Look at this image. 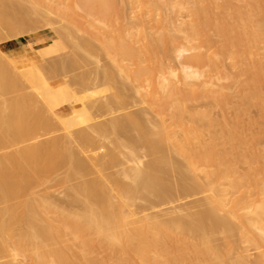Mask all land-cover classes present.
<instances>
[{"label":"bare ground","instance_id":"1","mask_svg":"<svg viewBox=\"0 0 264 264\" xmlns=\"http://www.w3.org/2000/svg\"><path fill=\"white\" fill-rule=\"evenodd\" d=\"M2 1L3 0H0L2 6H4L5 5L4 3L7 4V2L9 0L7 2L3 1L4 3H2ZM16 1L18 2V0H14V2H16ZM27 1L25 0L26 3H28ZM41 1L44 2L43 0H41ZM49 1L51 2V4H55L54 2L57 0H55V1L53 0V3L51 0H49ZM70 1H71V3L67 1L68 2V4H67V3H64L65 1L59 0V2H56L55 5L58 4L57 6H59L61 3V5H63V6H59V7L60 8L64 7L66 9L65 10L66 12H67V9L69 11L71 8L72 9L70 10V12L72 10H75L76 12L78 11L77 14L72 13V15H74V18H76L75 17V15H76L78 17L77 19H79V20L82 19L83 22H86L87 24L90 22V21L87 22V20H88L87 18L90 16H91L90 20L92 18L91 11H98V10H94L95 6L97 7V5H98V7L101 8V9L100 8L99 9L102 12L104 10V13H105V11H110V10L112 11V8H114L113 13L116 12L118 14V16H120V18L122 16V12H123L122 11L123 6H122L120 0L119 1L118 0H70ZM143 1L147 3V6H146V3H144V6L146 7V8L144 7V9H147L146 13H148V15L150 17V19H148L146 21L150 20V22H156V20L154 19L155 17H153V16H155L157 12L155 13L154 9L157 8V10H158L159 7L157 5H156L157 7L154 6L155 1L154 2H152L151 0H146V1L143 0ZM22 2H24V1H22ZM45 2H47V1H45ZM45 2H44V4H45ZM156 2L160 3L159 1H156ZM246 2L251 3L252 6L256 8L255 9L256 12L258 10V16L262 15L261 11L262 12L264 11V0H248ZM11 3H10V5H12ZM63 3L66 5H69V3H70V4H72V6L69 5L71 7L70 8L69 6H66V5L64 6ZM96 3H97V5H95ZM175 3H176L175 1L170 2L171 7L172 6L174 7V5L177 6L178 3L177 4H175ZM184 3H182V4H184ZM15 4H19V3H15ZM199 4H201V3H196V4L194 3L195 6L192 5L194 8H192V6H191V8L194 10V13H193L194 18L192 17V21H190L191 23L190 24L188 23L190 35H188V36L186 35L184 39H186V41H188V42H191V41L196 39L197 35L203 34L204 31L206 33L208 31L212 30V27H213V29L216 30L215 31L216 34L221 38L220 40L223 41V43H222L223 46L222 47L220 46L219 50L220 51L222 50L221 52H224V50L226 51L228 49L229 53L231 54V60L234 61L236 64H240L242 66V75L244 77L241 79L240 85L245 86L242 88L246 89V88H249L250 86H251V88L252 87L256 88L255 86H252L253 83H256L257 81L264 80V63L261 60L249 58L251 55H253V46L251 48V46H250L251 44H250L248 47V42H250L251 39L252 40L255 39L254 43H256V41H258L256 39H258L260 37L259 36L257 37V35H259L257 32H263L264 31L263 23H261L259 26L258 24L256 25L253 22L254 20H257L258 18L257 19L253 18L254 20L251 19L252 17H255V16H253L254 14L251 15L254 11V10L252 11V9H251L252 13L250 12L251 13L250 15L249 14L246 15L245 19L248 17V19H246V20H247V22H250L249 17L251 16L250 19L253 20L252 22L255 24L254 25L255 30H253V32H251L252 33L251 36H248V34H251V33L247 34L246 32H248V31L237 32V31H239L238 29H244L245 30L247 27L245 28V27L237 26V28H238L237 29L236 25L234 27V24H232L230 22V20L226 21L228 19H232V17L230 18L229 16H227L228 17L227 19L223 18L225 20H222V16H221L220 20H218V18H217V21H219L218 23H216L214 21H213L214 22L213 23L212 21H210V20H213V18L211 19L210 16H208L210 13L209 6H207L208 8L206 7L208 10H205L206 8L204 7L205 9L204 8L202 9L201 7H203V6H200ZM10 5H8V6L10 7ZM23 5H24V3H23ZM45 5H47L46 7H49L48 6L49 4H45ZM158 5L161 6L160 4H158ZM19 6H20V4H19ZM25 6L28 7L27 5H25ZM36 6H37V4H36ZM153 6H154V8H152ZM181 6H183V5H181ZM181 6H180V8H182ZM253 7H251V8H253ZM32 8H34V6ZM51 8H52L51 9V11H52L53 7H51ZM8 10L9 9H7V11ZM15 10H16V8H15ZM21 10H20V12H21ZM35 10H37V7ZM157 10H155V11H157ZM24 11H26V10H24ZM24 11L22 10V12H24ZM30 11H32V9H30L29 12ZM65 11H63V12H65ZM150 11H152L154 13H152ZM10 12H11V10H10ZM22 12L20 14H22ZM58 12L59 11H57L56 13H53V14H57ZM1 13H0V20H1L0 24L2 23V21L6 22V20H3V18L5 16L3 17ZM25 13H27V12H25ZM259 13H261V14H259ZM12 14H16V13H12ZM31 14H32V12H31ZM33 14L35 15L34 12H33ZM36 14H38V13H36ZM43 14L41 13V15H43ZM45 14H46V12H45ZM62 14L63 13H61V15ZM95 14H97V13H95ZM95 14H93V15H95ZM66 15H68V14H66ZM102 15H106V14H101V16ZM48 16H50V15H48ZM107 16H109V13L107 14ZM263 16H262V18H263ZM31 17H33V16H31ZM35 17H33L34 20H35ZM65 17L67 18V16H65ZM68 17H70V15ZM11 18H12V16H11ZM11 18L7 19L8 24H5L3 22L4 26L2 25L3 23L0 26L1 27L6 26L7 28L9 26V28L11 27V30L13 31V33L14 32L17 33L15 30L20 29L17 27H21V28L23 27V24H22L23 21L22 22H18V21L13 22ZM13 18H15V17H13ZM20 18H23V17H20ZM42 18H43V16H42ZM46 18H48V17H46ZM100 18H102V17H100ZM5 19H6V17H5ZM67 19H69V18H67ZM117 19L119 20V18H117ZM9 20H11L13 23L11 21L9 22ZM16 20H18V19H16ZM21 20H23V19H21ZM30 20H31V18H29V21ZM79 20H78V23H77V20H75V21H76V24H79L81 26L82 22L80 21V23H79ZM112 20H113V18H112ZM112 20L111 21L109 20V21L112 22ZM121 20H122V18H121ZM214 20H215V18H214ZM25 21H26V19H25ZM42 21H44V20H42ZM68 21L69 20H67V22ZM70 21H72L71 18H70ZM115 21H117V20H115ZM233 21H234V19H233ZM106 22H108L107 19H106ZM91 23H93L95 25V23H97V22L94 23L92 21ZM116 23H117V25H119L118 22H116ZM27 24H28V22H27ZM72 24H74V23H72ZM72 24L70 23L71 27H72ZM101 24L103 26V23H101ZM101 24H99L98 26H100ZM148 24H149V22H148ZM208 24L211 25V26L209 25L211 27L210 30L206 29ZM94 25H92L93 28H94ZM113 25H114V23H113ZM117 25H115V27L119 29L121 25H119V27H117ZM165 25L167 26L168 24H165ZM261 25H263V26H261ZM29 26H33V25H29ZM80 26L79 27L76 26V28L78 29V28H80ZM98 26L95 27V28H97L96 30H98ZM106 26H107V23H106ZM62 27H64V26H62ZM74 27H75V25H74ZM87 27H89V26H87ZM112 27L115 30V27L114 26H112ZM112 27H111V29H112ZM27 28H28V26H27ZM76 28H71L70 31L74 32L75 30L72 31V29H76ZM83 28H84V26H83ZM90 28L91 29H89V31L92 30V32H94L95 28L94 29L92 27H90ZM103 28L104 27H102V29ZM109 28H110V26H109ZM122 28L123 27L121 26L120 29H122ZM99 29H100V27H99ZM102 29L98 30L99 32L98 31L97 32L100 33V31H102ZM120 29L116 30V31L119 32ZM236 29H237V31H236ZM261 29H263V31H261ZM6 30L9 31V29H6ZM67 30H68V28H67ZM84 30L86 31V29H83V31ZM104 30H106V28ZM29 31H30V29L28 30V33H29ZM52 31L54 32V30H52ZM78 31H79V29H78ZM21 32H22V30H21ZM103 32H105V31H103ZM103 32L100 33V34H102L101 36L104 35ZM106 32H105V34H106ZM112 32H110L109 35ZM115 32L113 34H115ZM120 32H121V36L120 35L117 36L118 38L120 37V39L122 40V42H120V39H119L120 43L117 42V43H119L118 44L119 46L117 44H115L116 42H114V43L112 42V46H115V45L118 46V47L116 46L118 50L115 49V51L117 50L118 52L115 53V55L113 54L114 50L112 51L110 49L111 48V43H110L111 41L110 40H108V41H110L109 42L110 48L107 47L108 41L106 43H104L106 41L104 37H102V39H104V40H102L103 43H100V42L99 43L101 44V46H103V44L107 45L105 47V49L109 48V51L114 55V56L113 55H111V56L115 57L117 54L118 57L117 58L115 57V59H116V62H118L120 64V68L118 67L119 68L118 70H121V72L124 74V75L123 74L122 75L125 76V79L127 78V80L129 79L132 83L138 84L139 89H141L138 91L139 93H142L145 96V98H150L149 96L153 97V95L155 96L153 98H157V101L160 102V104L156 105V107H155V108H157V110L155 109L157 111L156 113H158V115H160L162 117V119L165 118L166 116H168L169 119L167 122H169V120H170V123L167 124V122L165 121L166 119H164V120L159 122L160 123L159 127H158V124L157 125L155 124L154 127H152V129L150 128L151 130H155V131L152 132L151 130L149 131V129H148V131H146L145 130V127H147L146 123L149 121H147V122L143 121V123H142L141 122L142 120H140L142 118L136 117V116H141V115H135V114L130 113L129 114L130 116L125 117V119H124L125 122H123V120H122L121 122H123V123L120 122L119 124H114V121H113V124H111L112 123L111 122L110 125L109 124L106 125V123H102V124L100 123L101 125L97 126V130L99 133L101 132V134H102L101 136L109 137L110 135L113 136L115 134L114 138L116 137V139L113 142H114V146L116 145L118 148L123 143H126V142H122L121 140H119L118 133L121 130L125 131V128H132V129H130L131 131L136 130L137 131V137L135 138L134 145H137V146L143 145L147 149L149 156L150 157L154 156L153 157L154 159L153 160L151 159V161H149V163H147L146 166H143V168H141V167L144 164L141 165L140 164L141 161L139 163H137V161H135V165L127 168V170L125 169L123 171V175L125 176V179L127 178L130 181V182H128L129 184L128 183L126 184L124 182H123L124 183L123 184L120 181V179L115 178V180L113 181V184L115 185L114 190H118L117 192L119 194V198L118 197L117 198L120 201L119 207H117L118 206L117 204L119 202L115 203V200L114 199L112 200L111 199L112 197L110 198L108 196V194H110V192L107 193L106 191H108L109 188L106 190L104 188L106 186L105 183L104 182L101 183L102 181L100 182L98 180V184H93V182L92 183L91 182L90 183L85 182L86 184H81L78 187L77 186L75 187L76 188L75 189L76 195L74 193V195H75V197H74L75 201L74 202L79 201L80 199L81 200L83 199L82 201L84 202V204L86 206L85 207L86 210L82 214H78L76 212H75L76 214L74 212L65 213V210H63L64 208L63 209L60 208L62 210H52L54 203L52 202L53 205H51L49 202L51 200H49V201L44 200L43 202H39V199H37L38 203L34 199V202L33 201L19 202V203L14 204V205H8L3 210H0V260L7 255L8 257H13V258H15L17 256H22L23 261L24 262L27 261L26 263H23V264H186L187 262H190L189 252L193 248V245H192V243L189 242V240L186 238V236L188 235V232H191V230L193 231V230L198 229V227L200 228L201 225L203 224V222L205 221V218L203 216L199 215V212L201 209H198L197 211H194V210L186 211V213L184 215H181L180 217L178 216V217H174V218H169L167 220H165V219L161 220L162 217L158 218V219H149V220H147L146 217H145L146 220L140 219V218H134L136 216L135 215L136 213H134V210L133 211L128 210V212L126 213V209H125L126 206H129V205L125 204L126 202H128V201L125 202V200H129V201L130 200H136L141 196H153V197L157 198L158 200H160L161 198L164 199L165 198L164 197L165 196L164 190H166V189L168 190L169 186L171 187L169 182L172 181V180L169 181V178H168V180H166L167 178H165V177L171 176V175L173 176V174H172L173 172L177 173L179 176V178L177 180L179 182L177 184L178 185L180 184L179 187L185 183V181H184L185 176H189L191 178L190 183H188L189 189L199 188L202 186V181L205 182L207 184L209 194L206 197L207 198V204L204 207V210H208L209 213H212L211 215L213 217L212 218L213 221L216 223L215 225H222L223 224V221H221L218 217H216V215L225 214V216L229 222H234L235 224L239 225L240 231H241V236L247 242H250L255 247H257L258 250L261 252V254L264 256V171L262 169L258 168V165H256L258 163L257 162L258 159L252 158V157L258 156L259 154H257V155L255 154L256 156H252V157L250 156L252 159H254V160L256 159V161H252L253 163L256 162L255 163L256 168L253 167V169H248L249 171L247 173L240 174L236 168L237 162L235 159V154L231 150H229L227 147H228V145H231L232 148L237 151L238 157L242 158L249 165V163H250L249 155L250 154H247L242 148L243 146L247 145V140L245 139V137L241 133L231 131L229 122L224 121L222 124H220V122L218 123L217 120L213 119V117H212L213 115L212 114H211L212 116L210 115L211 112H209V113H205V112H201V111L200 112H198V111L194 112V110H193V112H191V111H189V108L186 107L183 102H181L180 99L182 96L185 95L184 94L185 91L182 88L176 87L177 85L173 82L175 75L172 74V72H169V70L165 68V66H164V64L160 58L161 51L158 50V49H160V47H161L160 44H162V42H163V45L164 44L168 45V42L165 40H166V38H168L167 34H168V32L170 33V28L169 29L166 27L160 28V30L158 31V34L156 32V36L154 35V37H153V35L152 36L146 35L147 38H143V40L146 41V43H144L143 49L142 48L135 49L136 48L134 46L135 42L133 43L132 42L133 40L131 41L130 38H129L130 41L125 39V38H127V35H124L125 31L123 29ZM1 33H0V37L3 36V34H1ZM84 33L86 34V32H84ZM94 33H96V32H94ZM98 33H97V37L98 36L100 37V35H98ZM19 34H23V32L18 33L17 35H19ZM89 34H87V35H89ZM8 35L9 34L1 37L2 41L8 42L11 38L10 36H9L10 37L9 38ZM17 35L15 34L14 36H17ZM63 35L65 36L66 33ZM11 36H13V34ZM59 36H60V34H59ZM91 36H95V35H91ZM112 36H110V37H112ZM124 36H125V38H124ZM61 37H62V34H61ZM97 37H95V39ZM117 37H115V38L117 39ZM171 37H172V35H171ZM58 38L61 39L60 37H58ZM65 38L63 37V39H65ZM106 38H108V37H106ZM115 38L113 40L117 41V40H115ZM261 38H262V36H261ZM248 39H250V40H248ZM98 40H101V39L99 38ZM252 40H251V42H253ZM65 41H67V39H65ZM160 41H161V43H160ZM129 42H132L133 44L129 43ZM86 43H83V44H86ZM65 44H66V42H65ZM72 44H74V43H72ZM76 44H78V43H76ZM113 44H115V45H113ZM130 44L133 46H131ZM33 45L34 44L29 43L28 47H33ZM68 45H70V43ZM167 45L165 46L166 51L169 50ZM246 45H247V47H246ZM74 46H72V47H74ZM79 46H78V49L80 50ZM88 46L90 47V44ZM140 47H142V46H140ZM244 47L246 50L243 49ZM17 48H18V45L16 42H8L7 44L0 46V72L8 69L9 66H10L9 69L12 68L11 65H9L7 68V65L10 64V62H12L11 59L15 55V51L17 50ZM75 48L77 49V47H75ZM163 48H164V46H163ZM66 49H68V48H66ZM71 49L70 50L68 49V50L71 51ZM78 49H77V51H78ZM107 49H106V51H107ZM72 50H74V49H72ZM81 50H83V49H81ZM81 50H80V52H81ZM137 50H140L142 52L137 51ZM186 51L187 50L179 51L178 56H180V57L183 56ZM86 52H84V53H86ZM242 52L244 53L242 55L243 56L245 55L246 58L241 56ZM41 53L42 52L40 51L39 55H42ZM106 54H107V52H106ZM164 54H165V52H164ZM166 54H167V52H166ZM20 56H22V55H20ZM77 56H79V55H77ZM17 57H18V59L20 58L19 56H17ZM17 57H15V58H17ZM70 57H71V55H70ZM109 57H110V53H109ZM113 57H111V58H113ZM241 57H243V58H241ZM17 60H14V61H17ZM50 60H52V59H50ZM56 60H57V58H56ZM59 61H61L60 58H59ZM67 61L71 62L72 59L70 61L69 60H67ZM67 61H65V62H67ZM125 61H128L129 63L126 62L125 64H127V65H124L122 62H125ZM186 61L185 62L188 64H185L186 66L183 67V69H184L183 71L185 72V75H184L185 79H195V80H202V81H201L200 85H197V83H194V82L184 83L183 85L186 87L185 89L194 88V87H203V88L208 87L210 82L214 78V74H212V73L216 72V67H217L216 66L217 62L215 61L214 54L211 53L210 51L204 52L201 54H195V55L193 54L191 56L186 57ZM17 62H18V64L17 63L16 64L19 66L20 62L19 61H17ZM75 62H77V61H75ZM13 63H11V64L14 65ZM51 63H53V62L51 61ZM78 63L80 64L81 61L77 62V64ZM118 63H116V65ZM53 64H55V63H53ZM59 64L60 63H58L57 65H59ZM114 64H115V62H114ZM193 64H195V65L205 64L203 67H206V65H207V67L212 68L213 71H211V73L208 74L205 70H202V69L191 70L192 69L191 66H188V65H193ZM41 65L42 64H40L39 66H41ZM43 65H45V64H43ZM57 65H55V66H57ZM72 65H74V64H72ZM14 66L17 67L16 65H14ZM15 67L12 68L13 71H14ZM21 67H22V65H21ZM62 67H63V64H62ZM80 67H82V66H80ZM203 67H200V68H203ZM30 68H32V67H30ZM30 68L26 69V71L23 72V74L24 73L26 74L27 70H28L29 72L27 74H29V76H30V77L28 76V78H30V80H31L29 82H31V83L33 82L32 84H34V79L36 80L37 78H35L36 76L34 77V75L32 74L33 70L30 71ZM67 68L70 70L69 66ZM15 69L18 70L17 68H15ZM62 70H63V68H62ZM57 71H59V70H57ZM63 71H67L66 68ZM71 72L72 71L70 70V73ZM158 72H160L162 74V77H161V79H159V81L156 79V75H155ZM104 73L106 74L107 72L105 71ZM6 74L10 75V73H8V71ZM58 74L59 73H57V76H59ZM110 74H111V72H110ZM17 76H19V75H17ZM57 76H56V78H57ZM7 77L4 76V74L2 75V73L0 74V94L1 93L5 94V92H7L8 90L10 92L12 90L13 86H15L16 84H19V82H20L19 80H17L18 78H20V76L18 78H15L13 75H10V78L11 77L14 78V81L16 79L15 82H12L13 79L11 80L9 77H8L9 79ZM52 77H53V75L50 78H52ZM66 77H68V76H66ZM109 77H111V75H108V78ZM26 78H27V76H26ZM45 78H47V77H45ZM53 78H55V77H53ZM108 78L106 77L107 80H108ZM112 78L113 77H111V79ZM32 79H33V81H32ZM38 79H37L38 83H36L35 87L37 86V84H39L38 87L41 91L39 93H41V97L43 98V100L46 101V103H44V102H42V103L47 105L46 106L47 109L46 108L43 109L44 107L40 108L38 106L39 101L36 100V98L39 99V97L30 98V100H25L27 98L23 97L25 99H23V100L21 99L22 101L21 100L17 101V99H15V101H13L11 103H10L9 99H7V100H9V102H6V100L4 101L3 100L4 98L2 99V101H4V103L1 101V103L3 105L0 106V151H3V150L5 151L7 149L12 150L13 148H16V147L18 148V146L20 147V145H22V147L13 151L12 153L7 152L6 154L3 153V155L0 154L1 155L0 156V205L1 204L2 205L8 204L11 201L20 198L21 196H24L35 185L37 186V184H39V183H40L39 185H41L42 181L47 182L46 180H44L45 177L46 178L51 177L52 173L54 174V172L59 168L62 169L61 166L63 167V165L66 167H67V165H69V166L72 165V168H69L70 170L72 169V171L69 173V175H72V173H74V175H76L75 171H77L78 169L81 170L80 169L81 163L79 161H76L77 159H75V155L71 151V149H70L71 147H69L70 144H72V143H70L71 141L69 138H71V137H69V135H68L69 140L66 141V142L70 141L68 147H67V144H64V142H62V140H60L58 138H56V139L53 138L52 140L50 139L49 141H46V142H44L45 141L44 140L43 141L44 143L43 142H41V143L35 142V140L39 136L38 134L40 133L41 130H43L42 132H44V130L46 132H48V131L51 132L50 130L52 128H53L52 131L55 129V127L53 125V124H55L53 122L54 120L52 121L51 120L52 118L50 119V117L48 116L50 114V112L53 114V116L58 118L61 126L65 127L64 128V130H65L66 127L68 129L72 126V121L70 120V116L75 111V110H73V111L65 114L64 111L61 109L62 106H64L63 104H67L69 101H71L70 99H69V101L67 100V98H66L67 92L63 86H61V87L59 86L57 88H52L44 80H41L40 78H38ZM111 79H109V80H111ZM46 81H48V80H46ZM111 81L113 82V80H111ZM21 82H23V81H21ZM35 82H37V81H35ZM46 83H47V86H46ZM84 83H85V81H84ZM18 86L20 87V84ZM18 86H15L16 89ZM22 86H24V88H26L25 84H23V83H22ZM33 86L31 85V87H33ZM67 86H69V85H67ZM38 87H37V90H38ZM74 87H76V86H74ZM9 88H11V89H9ZM69 88H70V86H69ZM101 88H103V87H101ZM19 90H16L17 93H15V94L21 93V92L18 93ZM27 90H25V91H27ZM208 94L211 95V92L206 91L204 93V95L207 97H208ZM31 95H32V92H31ZM248 95L249 96L247 97V99L250 101L252 99L264 100L263 91H259L257 88L253 91V93H250ZM23 96H24V93H23ZM42 98H40V99H42ZM71 99H74V98H71ZM159 99H160V101H159ZM69 104L71 105L70 102H69ZM40 106H41V104H40ZM170 110H171V112H170ZM168 113H170V114H168ZM168 117H166V118H168ZM202 120L206 121V122H202ZM118 122L119 121H117L116 123H118ZM149 123L152 125V122H149ZM204 123H206V124H204ZM57 124H56V126H57ZM144 125H146V126H144ZM219 126H220L221 132H223L224 135L218 134L220 132L217 129V128H219ZM221 127H222V129H221ZM154 128H156V129H154ZM157 128H158V130H157ZM66 130H65V132H66ZM78 132L82 133L81 131H78ZM76 133L77 132H75V134ZM112 133H114V134H112ZM41 134L42 133H40V135ZM80 136H83V135H80ZM112 136H110V137H112ZM57 137H59V136H57ZM78 137L75 139V141L78 139ZM46 138H49V137H46ZM65 138H67L66 135H65ZM87 138L92 139L90 137H87ZM38 139H40V138H38ZM81 139H83V138H81ZM31 141H34L35 143H33V142L31 143ZM83 141H84V139H83ZM85 143H86V138H85ZM101 148H103V147H101ZM76 157H77V155H76ZM174 158H175V160L177 158L179 160V162L176 163L177 160L175 161ZM133 160L134 159H132V161ZM253 163H250L249 167L252 168ZM175 164H176V167H174ZM253 166H254V164H253ZM79 170L77 173H79ZM172 170H173V172H172ZM99 171L100 170H98V173H99ZM169 172L171 173V175L167 174ZM74 175H72L71 178L74 177ZM165 175H167V176H165ZM174 175H176V174H174ZM67 176H68V174H67ZM172 176H171V178H173ZM176 177H177V175L175 176V178ZM173 180L175 181L176 179L173 178ZM174 181L171 182V184L175 188ZM48 182H49V180H48ZM99 182H100V184H99ZM101 184H104L105 186L104 185L102 186ZM171 188H173V187H171ZM172 190H174V189H172ZM172 190H170V191H172ZM80 196H82V197H80ZM112 201L115 203V207H117V208L114 207V209L113 208L111 209L112 204H113ZM59 207H61V206H59ZM130 207H131V205H130ZM131 210H132V208H131ZM53 212H54V214H56V216L53 215ZM214 214H216V215H214ZM50 215H53V217H57V219L53 218L54 219L53 220ZM186 217L187 218L192 217V223L190 224L191 226L190 225L187 226L184 223V219ZM147 218H150V217H147ZM151 218H153V217H151ZM155 218H157V217H155ZM192 225H193V228H192ZM22 226H24V227L22 228ZM75 241H76V244H75ZM74 244L79 246V247L75 246L76 247V249H75ZM206 250L208 253L213 255L212 262L211 263H197V264H220L221 263L220 259H218L216 257V254L214 251H212L211 249H206ZM11 251L13 252V254H11L12 253ZM103 254H106V256L100 257ZM104 258L106 260H104ZM0 264H13V263L11 261H7V262L3 261Z\"/></svg>","mask_w":264,"mask_h":264},{"label":"rangeland","instance_id":"2","mask_svg":"<svg viewBox=\"0 0 264 264\" xmlns=\"http://www.w3.org/2000/svg\"><path fill=\"white\" fill-rule=\"evenodd\" d=\"M3 1L7 2L8 0H3ZM3 1H2V3H4ZM20 1L18 0V2L17 1L14 2V0H12V1L9 0L8 1L9 3L8 2H7V4L4 3L6 6L5 5L2 6V4L0 2V10L2 9L0 11V13L2 12L1 13L2 16L6 17V19H5V17L3 18V20H6V22L2 21V23L4 22L5 24H8L7 19L11 18V16H12L11 19L13 22H17V21L22 22L23 21L22 22L23 27L22 28L17 27L20 29L15 30L17 33H15V32L13 33V31L11 30V27L9 28V26H8V28L6 26H5L6 28L3 27L4 23L3 24L1 23L3 25L2 27L0 26L1 27L0 31L2 32V33L1 32L0 33L3 34V36L9 34L8 37L9 36L11 37V38L9 37L10 40L8 42H16L18 45V48L15 51V55L11 59L12 62H10V64L7 65V68L9 65H11L12 68L15 67L14 65H16L17 67H15V68H17L18 70H16L14 68V71H15L14 72L12 68L9 69L10 68V66H9L8 69L3 70L5 73L3 71H1L0 74L2 73V75L4 74V76H6V77L8 76L9 78H10V75H13L15 78H18L20 76V78H18L17 80H19L20 82L23 81L21 83L18 81L20 84V87L18 86L19 84L15 85V86H18L19 88L17 87V89H16V87L13 86V88L11 90L12 92L10 91L12 94L9 92V90L7 92H5V94L4 93L0 94V106L3 105L1 103L3 98H4L3 99L4 101L6 100V102H9V100H10V103H11V102L15 101V99H17V101H18L21 99L23 100L25 98H27L25 100H30V98L39 97V99L36 98V100L39 101L38 106L40 108L44 107L43 109H45L47 105L44 104V103H46V101L43 100V98L41 97V93H39V92H41L39 87H38L39 84H37V86L35 87L36 83H38V80H39L38 78L47 82L48 85H50L52 88H57L59 86L60 87L63 86L67 92V96H66L67 100L68 101H69V99L71 100V101H69L71 103V105L68 102L67 104H63L64 106H62L61 109L64 111L65 114L75 110L70 116V120L72 121V126L68 129L66 127L67 130L65 129L66 130V132H65V130H64L65 127H62L58 118L53 116V114L50 112V114L48 116L50 117V119L52 118L51 119L52 121L54 120L53 122L55 124H53V125L55 127L54 130L56 132L54 130L52 131L53 128L50 130L51 132L48 131L49 133L46 132L45 130H44V132H42L43 130H41L40 133H42V134L41 135H40V133L38 134L39 136L37 137V139H36L37 141L35 140V142L41 143L44 140H45L44 142H46V141H49L50 139L52 140L53 138L54 139L58 138V139L62 140V142H64V144H67V147H68L69 142L71 141L70 143H72V144H70L69 147H71L70 149L74 153L75 159H77L76 161H79L81 163V167H80L81 170L78 169L79 173H77L78 170L75 171L76 175H74V173H72V175H74V177L71 178L72 175H69V173L72 171V169L70 170L69 168H72V165L71 166L67 165V167L63 165L64 168L61 166L62 169H60V168L57 169L58 171L56 170L57 171V172L55 171L56 173L55 172H54V174L52 173V176L49 177L50 179L45 177L44 180H46L47 182L42 181L41 185H39L40 183L37 184V186L35 185L33 187L34 189L32 188L24 196H21L20 198L11 201L8 204H4V205L1 204L0 210H3L8 205H14V204H17L19 202H26V201L27 202H30V201L34 202V199L38 203L37 199H39V202H43L44 200H48V201L51 200V201H49L50 204L53 205V203H54V206L53 207L51 206L52 210H62L64 208L63 210H65V213H72V212L75 213L76 212L78 214H82L86 210L85 209L86 206H85L84 202L82 201L83 199L82 200L80 199L79 201L74 202L75 201L74 197L76 195V192H75L76 188L75 187L76 186L78 187L81 184H86V183H90V182L91 183L93 182V184H98V180L100 182L102 181L101 183H103V182L105 183L106 186L104 184H101V185L102 186L104 185L105 186L104 188L106 190L109 188V190L106 191L107 193L110 192V194H108V196L110 198L112 197L111 199L112 200L114 199L115 203L119 202L117 204L118 205L117 207H119L120 201L118 200V198H119V194L117 192L118 190H114L115 185L113 184V181L115 180V178L120 179V181L122 183L124 182L127 184L130 181L127 178L125 179V176L123 175V171L125 169L127 170V168L135 165V161H137V163H139L141 161L140 164L141 165L144 164V165H142V167L140 165L139 166L141 168H143V166H146V164L149 163V161H151V159L152 160L154 159L153 158L154 156H151V157L149 156L147 149L143 145H138V146L134 145L135 138L137 137V131L136 130L131 131L130 129H132V128H125V131L121 130L119 132L120 134L118 133L119 140H121L122 142H126V143H123L121 145L122 147L119 146V148L116 145L114 146L113 141L116 139V137L114 138V135H115L114 133H112L114 135L113 136L110 135L112 137L109 136L110 137L109 138L107 136H101L102 135L101 132L99 133L97 130V126L101 125L102 123H106V125L107 124L110 125L111 122H112L111 124H113V121H114V124H119L122 120H123V122H125V120H124L125 117L130 116L129 115L130 113L135 114V115H141V116H136V117L142 118V119H140V120H142L141 121L142 123H143V121L152 122V125L149 122H147V123L145 122L147 125V127H145L146 131H148V129L150 131L152 129V127H154L155 124L156 125L158 124V127H159L160 121L166 119L165 121L167 122L169 119L168 116H166L168 118L165 117L162 119V117L160 115H158V113H156L157 108H155V107H156V105H159L160 102L157 101V98H153V97H155L154 95H153V97L149 96L150 98H145V96L142 93L138 92L139 90H141V89H139L138 84L132 83L129 79L127 80V78L125 79V76H123L124 74L121 72V70H118L120 68V64L118 62H116V59H115V57L117 58L118 56H117V54L115 57H113V56L115 55V53L118 52L117 51L118 50L117 47L119 46L118 44L120 42H122L120 37L119 38L117 37L119 35L121 36L120 31L122 29L125 31L124 35H127V38H125V36H124V38L127 39L128 41H130L129 40V38H130L131 41L133 40L132 41L133 43L135 42L134 43L135 44L134 46L136 47L135 49H137V48L143 49L144 43H146V41L143 40V38H147L146 35L147 36L153 35V37H154V35L156 36V32L158 34V31L160 30V28H165V27L168 29L170 28V33L168 32V34H167L168 38H166V40H165L168 42V45L167 44L166 45L169 48V50L166 51V49H165L166 45L165 44L163 45V42H162V44H160L161 47L158 50L161 51L160 58L164 64L165 68L168 69L169 72H172V74L175 75L173 82L177 85L176 87L182 88L185 91L184 92L185 95L182 96L180 99L181 102H183L185 104V106L189 108V111H191V112H193V110H194V112H197V111L198 112L201 111V112H205V113L211 112L210 115L212 114L213 116L212 115L211 116L213 117L214 120H217L218 123L220 122V124H222L224 121L229 122L230 123V130L233 132L235 131V132L241 133L245 137V139L247 140V145L243 146L242 148L247 154H250L249 157L250 156L251 157L256 156L257 154H259L258 156L252 157V158L258 159L257 160L258 163L256 165H258V168H260L264 171V100L252 99L250 101L247 99V97L249 96L248 94L253 93V91L256 88L259 91H263V93H264V80L257 81L256 83H253L252 86H255L256 88H254V87L251 88V86L249 88H246V89L242 88V87H245V86L240 85V81L244 77L242 75V66L240 64H236L234 61L231 60V54L229 53L228 49L226 50L227 52L225 50H224V52H221L222 50L221 51L219 50V47L223 46L222 45L223 41L220 40L221 38L216 34V32H215L216 30L213 29V27H212V30H210L211 29V27H210L211 23L210 22H209L210 24H208L207 28H206L210 31H208L206 33L204 31L203 34L197 35L196 39L191 41V42H188V41H186V39H184L186 35L187 36L190 35L188 23L190 24L191 23L190 21H192V17H193V13H194V10L192 8H194L193 6H195L194 3L195 4L201 3L199 5L203 6V7H201L202 9L204 7L206 8L207 6H209L210 13L208 16H210L211 19L213 18V20H210V21H212V22L214 21V22L218 23L219 21H217V18H218V20H220L221 16H222V20L227 19L228 18L227 16H229L230 18L232 17V19H228L226 21L230 20V22L232 24H234V27L236 25V28H237V26H241V27H245V28L247 27L248 29L246 28L245 30L237 28L239 30V31H237V29H236L237 32L248 31V32H246L247 34L253 32V30H255V26H254L255 24L256 25L258 24L260 26V24L263 23V25H264V16H263L264 11L263 12L261 11L262 15L258 16V10L256 12V10H255L256 8L253 7L251 3L246 2L248 0H245V1L244 0H173V1L172 0H151L152 2L155 1L154 6L155 7L158 6L159 8H158V10H157V8L154 9V12L155 13L157 12L156 15L153 16V17H155L154 19L156 20V22H150V20L146 21V20L150 19L148 13H146L147 9H144V7H145L144 3H146V2H144L143 0H120L121 4L123 6V10H122L123 11L122 12L123 17L121 16L122 20L116 12L113 13L114 8H112V11L111 10L105 11V13H104V10L102 9L103 10V12H102L100 10L101 8L98 7V5L96 3L95 5H97L98 8L94 5L95 6L94 10H98L99 12L98 11H91L92 18H91V20H90L91 16L87 18L88 19L87 22L90 21L87 24L86 22H83L82 19L81 20L77 19L78 17L76 15H75L76 18H74V15H72V13L77 14L78 11L76 12L75 10H72L70 12V10L72 9L70 7V6H72V4H70L71 3L70 0H63V1H65L64 3H67V4H68V2H70L69 3L70 6L63 3L64 6L66 5V6H69L71 8L69 11L67 9V12L65 11L66 9L64 7H61V8L59 7V6H63V5H61V3L59 6H57L58 4L55 5L56 2H59V0H57V1L54 0L55 4H51V2L49 0H43L44 2L49 1L48 3L45 2V4H49L48 6L50 8L46 7L47 5H45L44 2H42L41 0H40L41 2L39 0H35V1L34 0H28L27 1L26 0L28 3H26L25 0H20ZM22 1H24V2H22ZM51 1L53 3V0H51ZM156 1H159L160 3L156 2ZM174 1L176 2L175 4L178 3L177 6L174 5L175 8L173 6L171 7V5H170V2H174ZM181 2L184 4H182ZM10 3L12 5H10ZM15 3H19L20 6H19V4H15ZM23 3H24V5H23ZM35 3L37 4V6ZM158 4H160L162 7L159 6ZM8 5H10V7L11 6L12 7L10 8ZM25 5H27L28 7H26ZM181 5H183V6H181ZM33 6H34V8H32ZM146 6H147V3H146ZM154 6L152 8H154ZM180 6L182 8H180ZM191 6H192V8H191ZM36 7H37V10H35ZM51 7H53L52 11H51V9H52ZM251 7H253V8H251ZM15 8H16V10H15ZM20 8L21 9L23 8L22 10L23 11L26 10V11L22 12V10ZM29 8L32 9V11L29 12V10H30ZM207 8L205 10H208ZM7 9H9V10L7 11ZM251 9H252V11L254 10L253 13H252ZM10 10H11V12H10ZM20 10H21L22 14H20L21 13ZM155 10H157V11H155ZM44 11L46 12V14ZM55 11L56 12L59 11V12L57 14H53V13H56ZM63 11H65V12H63ZM25 12H27V13H25ZM31 12H32V14H31ZM33 12L35 13V15L33 14ZM40 12L42 14L43 13L44 14L41 15ZM107 12L109 13V16H107V14H108ZM150 12H152V11H150ZM154 12H152V13H154ZM12 13H16V14H12ZM36 13H38V14H36ZM61 13H63V14L61 15ZM95 13H97V14H95ZM261 13H259V14H261ZM66 14H68V15H66ZM93 14H95V15H93ZM101 14H106V15L101 16ZM248 14L249 15L254 14L253 16H255L252 18H251V16L249 17L250 22H247V20H246V19H248V17L245 19L246 15H248ZM23 15L24 16L26 15V16L24 17ZM48 15H50V16H48ZM69 15H70V17H68ZM19 16L23 17V18H20ZM31 16H33V17L36 16L35 20ZM42 16H43V18H42ZM65 16H67V18H69V19H67ZM262 16H263V18H262ZM13 17H15V18H13ZM46 17H48V18H46ZM100 17H102V18H100ZM29 18H31V20H30L31 22L29 21ZM70 18L72 19V21H70ZM112 18H113V20H112ZM117 18H119V20ZM214 18H215V20H214ZM223 18H225V19H223ZM250 18L251 19H253V18L257 19L258 18V19L257 20L253 19L254 20L253 21ZM16 19H18V20H16ZM21 19H23V20H21ZM25 19H26V21H25ZM41 19L44 21H42ZM74 19L77 20V23H78V20H79V23L81 21L82 25L80 26L79 24H76V21ZM106 19L108 22H106ZM233 19L235 22L233 21ZM67 20H69L70 22L69 21L67 22ZM109 20L110 21L112 20V22H110ZM115 20H117V21H115ZM10 21L11 20H9V22ZM92 21L94 23L95 22H97V23H95V25H94L93 23H91ZM0 22H1V20H0ZM27 22H28V24H27ZM116 22H118L119 25H121L123 27L122 29H120L121 28V26H120L119 32L116 31V30H119L118 28L115 27V25H117ZM148 22H149V24H148ZM70 23L71 24L74 23V24H72V27L70 26ZM98 23L99 24L103 23V26H102V24L100 26H98L99 25ZM106 23H107L108 27L106 26ZM113 23H114V25H113ZM165 24H168V25L166 26ZM29 25H33V26H29ZM74 25H75V27H74ZM78 25L80 26V28H78L80 32L76 28V26L79 27ZM86 25L89 27H87ZM92 25H94V28L98 26V30H101L102 27H104L102 29V31H100V33H102L103 31H105V32L107 31L106 34H105V32H103L105 36L104 35L101 36L102 34L98 33L99 31L96 30L97 28L94 29ZM119 25H117V27H119ZM263 25H261V26H263ZM27 26H28V28H27ZM62 26H64V27H62ZM83 26H84V28H83ZM109 26H110V28H109ZM112 26L115 27V30L113 29ZM90 27H92L94 29V32H96V33L92 32V30H90L91 31L90 32L89 31V29H91ZM99 27H100V29H99ZM111 27H112V29H111ZM67 28H68V30H67ZM71 28H76V29H72V31H74V30L75 31L71 32L70 31ZM105 28H106V30H104ZM6 29H9V31H7ZM29 29H30V31L28 33ZM83 29H86V31L85 30L83 31ZM21 30H22L23 34L24 33L25 34L24 35L19 34L20 36L17 35L18 33H22ZM52 30H54V32ZM111 30L112 31L114 30V31L112 32ZM109 31L112 32L111 34L113 36L115 34L116 35L114 37L111 34L109 35V33H110ZM261 31H263V29H261ZM84 32H86V34ZM88 32L91 35H95V36H91ZM114 32H115V34H113ZM65 33H66V35L64 36L63 34H65ZM97 33H98V35H100V37L99 36L97 37ZM257 33L259 34V35H257V37L259 36L260 38L256 39V40H258V41H256V43H254L255 39H253V40L251 39L253 42H251V40L248 39V40H250V42H248V47L250 44H251L250 45L251 48L253 46V55H251L249 58L261 60L264 63V31L263 32H257ZM12 34H13V36H11ZM15 34L17 36H14ZM59 34H60V36H59ZM61 34H62V37H61ZM87 34H89V35H87ZM171 35H172V37H171ZM251 35H252V33L248 34V36H251ZM3 36H1V37H3ZM66 36L67 37L69 36V37L67 38ZM110 36H112L113 38ZM261 36H262V38H261ZM1 37H0V46L7 44L8 42L2 41ZM58 37H60L63 41L61 39H59ZM63 37L64 38L66 37L65 39H67V41H65V39H63ZM95 37H97V38L95 39ZM102 37H104L106 40L104 43H106L108 40L111 41V42L110 41L107 42L108 46L105 44H103V46H101L100 43H103L102 40H104V39H102ZM106 37H108V38H106ZM115 37H117V39ZM99 38L101 40H98ZM114 38L117 41H114L113 40ZM119 39H120V42H119ZM65 42H66V44H65ZM109 42L111 43V48L109 47L110 46ZM112 42L113 43L116 42L115 44H117L118 46L115 44H113L115 46H112ZM117 42H119V43H117ZM132 42H129V43H132ZM29 43L34 44L33 47H28ZM69 43H70V45H68ZM72 43H74V44H72ZM76 43H78V44H76ZM83 43H86V44H83ZM160 43H161V41H160ZM87 44L88 45L90 44V47ZM77 45L78 46L80 45L79 46L80 50L83 49V50H81V52L78 49ZM72 46H74V47H72ZM106 46L109 47L112 51L114 50V52H113L114 55L109 51V48L108 49L106 48L107 49V51H106V49H105ZM131 46H133V45H131ZM140 46H142V47H140ZM163 46H164V48H163ZM75 47H77L78 51ZM246 47H247V45H246ZM66 48H68L69 50L72 48L74 50L71 49V51H69ZM115 49H117V50L115 51ZM243 49L246 50L245 47ZM181 50H187V51L184 53L183 56L180 57V56H178L179 55L178 53ZM40 51L42 52L41 53L42 55H39ZM105 51L107 52L108 55L106 54ZM137 51H140V50H137ZM208 51H210L211 53L214 54L215 61L217 62L216 72L212 73V74H214L213 80L210 82L209 86L205 87V88L194 87V88L185 89L186 87L183 85L184 83L194 82V83H197V85H200L201 81H202V80H195V79H185V76H184L185 72L183 71L184 70L183 67L186 66L185 64H188V63H186L187 62L186 57L191 56L193 54L194 55L195 54H201V53L208 52ZM84 52H86V53H84ZM140 52H142V51H140ZM164 52H165V54L167 52V54L165 55ZM109 53H110V57H109ZM69 54L71 55V57ZM242 54H244V53L242 52L241 56H243ZM20 55H22V56H20ZM77 55H79V56H77ZM111 55H113V56H111ZM17 56H19L20 58L18 59ZM15 57H17V58H15ZM69 57L72 59L71 62L67 61V60H69V61L71 60ZM111 57H113V58H111ZM243 57L246 58L245 55ZM243 57H241V58H243ZM56 58H57V60H56ZM59 58L61 61H59ZM13 59L14 60L18 59L17 61L20 62L19 66L17 65L18 62L14 61ZM50 59H52V60H50ZM51 61L55 64L51 63ZM65 61H67L68 63ZM75 61H77V62L81 61V63L77 64V62H75ZM114 62H115V64H114ZM126 62H128V61H125L122 63L124 65H127V64H125ZM11 63H13L14 65H12ZM56 63L57 64L60 63L61 65L60 64L57 65ZM116 63H118L117 64L118 66L116 65ZM40 64H42V65L39 66ZM43 64H45V65H43ZM62 64H63V67H62ZM72 64H74V65H72ZM21 65L23 68L21 67ZM55 65H57V66H55ZM204 65L205 64H202V65L193 64V65H188V66H191V68H192L191 70L202 69V70H205L208 74L211 73V71H213V69L207 67V65H206V67H203ZM68 66L70 67V70L72 71L71 73H70V70L67 68ZM80 66H82V67H80ZM30 67H32L33 69ZM61 67L63 68V70L66 68L67 71H63ZM200 67H203V68H200ZM28 68H30V71L33 70L32 74L34 75V77L36 76L35 78L38 79V80L34 79V84H32L33 82L32 83L29 82L31 80H30V78H28V76H29V74H27L29 72L28 70H27L26 74L25 73L23 74V72H25L26 69H28ZM57 70H59V71H57ZM7 71H8V73H10V75L6 74ZM105 71L107 72L106 74L104 73ZM56 72L59 73L58 74L59 76H57ZM110 72H111V74H110ZM14 74L15 75L17 74L19 76L16 75L17 76L16 77ZM52 75L55 78H53V77L50 78ZM108 75H111V77H113V78L112 79H111V77L108 78ZM155 75H156V79L158 81L162 77V74L160 72L156 73ZM26 76L29 80L26 78ZM56 76H57V78H56ZM66 76H68V77H66ZM45 77H47V78H45ZM106 77L108 78V80L106 79ZM10 79L11 80L13 79L12 82L16 81V79L14 81V78H12V77ZM109 79L113 80V82ZM46 80H48L49 82ZM32 81H33V79H32ZM35 81H37V82H35ZM84 81H85V83H84ZM22 83L25 84L26 88H24V86H22ZM47 83H46V86H47ZM30 84L32 86L33 85L34 86L31 87ZM67 85H69L70 88ZM74 86H76V87H74ZM37 87H38V90H37ZM101 87H103V88H101ZM9 89H11V88H9ZM15 89L16 90L20 89L21 91L19 90L18 93L19 92H21V93L15 94V93H17V91ZM30 89L31 90L33 89V90L31 91ZM23 90L24 91L27 90V91L24 92ZM206 91H210L211 95L208 94V97L205 96L204 93ZM31 92H32V95H31ZM23 93H24V96H23ZM23 97H25V98H23ZM40 98H42V99H40ZM71 98H74V99H71ZM7 99H9V100H7ZM4 101H2V102L4 103ZM159 101H160V99H159ZM42 102H44V103H42ZM40 104H41V106H40ZM170 112H171V110H170ZM168 114H170V113H168ZM117 121H119V122L116 123ZM123 122H121V123H123ZM202 122H206V121L202 120ZM168 123H170V120H169V122H167V124ZM56 124H57V126H56ZM204 124H206V123H204ZM146 125H144V126H146ZM154 129H156V128H154ZM217 129H218V131H220L218 134L224 135L223 132H221V130H220V126ZM221 129H222V127H221ZM157 130H158V128H157ZM78 131H81L82 133H80ZM151 131L153 132L155 130H151ZM75 132H77V133L75 134ZM65 135L67 136V138H65ZM68 135L71 138H69L70 139L69 142H66L69 140ZM80 135H83V136H80ZM57 136H59V137H57ZM46 137H49V138H46ZM77 137H78V139L75 141V139ZM87 137H90L92 139H89ZM38 138H40V139H38ZM81 138H83L84 141ZM85 138H86V143H85ZM32 142L35 143L34 141H31V143ZM20 147H22V145H20ZM20 147L18 146V148L16 147V148H13L12 150L7 149L5 151L4 150L0 151V154L3 155V153L6 154L7 152L12 153L13 151L19 149ZM101 147H103V148H101ZM227 148L235 154V159L237 162L236 168L240 174H245L249 171L248 169H253V167H255L256 162L253 163L252 161H256V159L254 160L250 157V163L254 164V166L252 164V168H251V167H249L250 163L248 165V163L246 161H244L242 158L238 157L237 151L235 149H233L231 145H228ZM76 155H77V157H76ZM132 159H134V160L132 161ZM174 160H175V158H174ZM176 160H175L176 163L179 162V160L177 158H176ZM174 167H176V164ZM98 170H100L99 173H98ZM172 172H173V170H172ZM67 174H68V176H67ZM167 174L171 175L170 172ZM172 174H173V176L172 175L171 176L174 179H176L175 181L173 180V178H171V176L165 175V176H167V177H165V178H167L166 180H168V178H169V181L172 180L169 183H170L171 187H173V188H171L169 186L170 189L167 187L168 190L167 189L164 190L165 191V196H164L165 198L164 199L161 198L160 200H158L157 198H155L153 196H141L136 200H130V201L125 200V202L128 201L125 204L129 205V206H126L127 208L125 207L126 213L128 212V210H130V211L134 210V213H136L135 214L136 216L134 218L149 220V219H158V218L162 217L161 220H164V219L167 220L169 218H174V217H178V216L180 217L181 215H184L186 213V211H192V210L197 211L198 209H201L199 212V215L203 216L205 218V221L203 222V224L201 225L200 228L198 227V229H196V230H193V231L191 230V232H188V235L186 236V238L189 240V242L192 243V245H193V248L189 252L190 262H187L186 264L211 263L213 260V255L208 253L206 249H211L212 251L215 252L216 257L218 259H220V261H221L220 264H264V256L261 254V252L258 250L257 247H255L250 242H247L241 236V231H240L239 225L235 224L234 222H229L227 220L225 214H220V215L214 214L221 221H223L222 225H215L216 223L212 219L213 218L211 215L212 213H209L208 210H204V207L207 204V198L206 197L209 194L208 187H207V184L205 182L202 181V186L199 188L189 189L188 183H190L191 178L189 176H185V179H184L185 183L179 187L180 184L179 185L177 184V183H179L177 181L179 178L178 174L174 173V172ZM174 174L177 175L176 178H175L176 175H174ZM48 180H49V182H48ZM173 181H174L175 188L171 184V182H173ZM100 182H99V184H100ZM172 189H174V190H172ZM170 190H172V191H170ZM74 193H75V195H74ZM80 197H82V196H80ZM112 203L113 204H112L111 209L112 208L114 209L115 203L113 201H112ZM130 205H131V207H130ZM59 206H61V207H59ZM117 207H115V208H117ZM60 208H62V209H60ZM131 208H132V210H131ZM53 215L56 216V214H54V212H53ZM53 215H50L52 217V219L53 218L57 219V217H53ZM145 217H146V219H145ZM147 217H150V218H147ZM151 217H153V218H151ZM155 217H157V218H155ZM184 223L187 226L190 225L192 223V217H188V218L186 217L184 219ZM23 227L24 226H22V228ZM192 228H193V225H192ZM75 244H76V241H75ZM75 244H74V247L75 246L79 247ZM76 247H75V249H76ZM11 254H13V252ZM105 256H106V254H103L100 257H105ZM104 260H106V259L104 258ZM3 261H6V262L11 261L13 264H23V263L27 262V261L26 262L23 261L22 256H17L15 258H13V257H8L7 255L0 260V263Z\"/></svg>","mask_w":264,"mask_h":264}]
</instances>
